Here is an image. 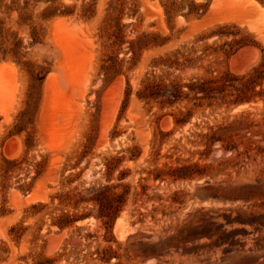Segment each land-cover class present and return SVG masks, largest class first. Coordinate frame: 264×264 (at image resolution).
I'll return each mask as SVG.
<instances>
[{
    "label": "rangeland",
    "instance_id": "1",
    "mask_svg": "<svg viewBox=\"0 0 264 264\" xmlns=\"http://www.w3.org/2000/svg\"><path fill=\"white\" fill-rule=\"evenodd\" d=\"M254 2L0 0V264H264Z\"/></svg>",
    "mask_w": 264,
    "mask_h": 264
},
{
    "label": "trees",
    "instance_id": "2",
    "mask_svg": "<svg viewBox=\"0 0 264 264\" xmlns=\"http://www.w3.org/2000/svg\"><path fill=\"white\" fill-rule=\"evenodd\" d=\"M54 0H44V2H51L53 3ZM14 3V1H12V4ZM27 1H24V4L27 5ZM9 9L11 10L12 8L9 7ZM21 9H24L21 7ZM69 12L64 10V11H60L59 8L57 7H53V6H48L44 9V11L42 12V15L44 18H50L56 15H68ZM262 66H264V62L257 68H254V77H258V75L263 72L264 70H262ZM260 79V78H258ZM225 82H226V78L221 76V77H213L211 79H202L200 82H195V83H187V84H180L178 82H170V84L166 87L165 85H163L162 83H153L151 85V87L153 88H165L166 90V94L168 97V100L170 103H172L173 101H176L179 99V97L181 96V94H184L185 97H188L189 93L191 92V99L193 100H203V99H212L215 95V93H223L224 89H225ZM186 87L188 89V92L183 93L182 91V87ZM244 100H235L234 103L237 102H243ZM60 227H62L61 224H59Z\"/></svg>",
    "mask_w": 264,
    "mask_h": 264
},
{
    "label": "bare ground",
    "instance_id": "3",
    "mask_svg": "<svg viewBox=\"0 0 264 264\" xmlns=\"http://www.w3.org/2000/svg\"><path fill=\"white\" fill-rule=\"evenodd\" d=\"M248 5H250V6H252L253 8H252V10L253 11H262V10H260L259 8H257L258 6L256 5V3L254 2V0H244ZM221 3V0H214V6L216 7V6H218L219 4ZM263 12V11H262ZM65 50V49H64ZM246 50V49H245ZM251 50H253V49H251ZM244 51V50H243ZM75 52V51H74ZM246 53V52H245ZM252 53H254V52H252ZM75 54V53H74ZM254 54H252V58L254 57L253 56ZM256 55V54H255ZM248 56V55H247ZM250 57V58H251ZM254 59H255V57H254ZM70 60V59H69ZM252 60V59H251ZM253 62V61H252ZM255 62V61H254ZM66 63V62H65ZM65 69H66V75H67V77H68V80H71V77H72V79L73 78H75L76 77V75H77V71H78V69H79V66L76 64V65H74V64H66L65 65ZM113 90H114V88H113ZM118 90H116V92L114 93V96H119L118 95ZM113 97V96H112ZM116 98V97H115ZM117 99H118V97H117ZM117 99H115V101L113 102V103H115L116 101H117ZM113 100V98L111 99L110 98V101H112ZM109 104H111V103H109ZM115 105H116V103H115ZM114 106V105H113ZM109 107V106H108ZM111 107H112V105H111ZM242 107V106H241ZM112 108H114V107H112ZM111 108V109H112ZM110 109V110H111ZM115 109V108H114ZM109 110V109H108ZM108 115V114H107ZM110 115H112L111 114V112H110ZM105 125V124H104ZM109 125V124H108ZM106 127H104V129H105ZM104 131V130H103ZM102 136H104V135H102ZM103 138V137H102Z\"/></svg>",
    "mask_w": 264,
    "mask_h": 264
}]
</instances>
